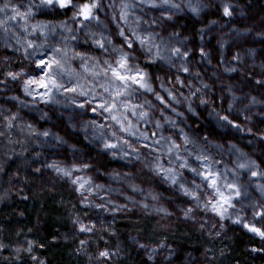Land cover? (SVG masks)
Wrapping results in <instances>:
<instances>
[{"label":"rangeland","instance_id":"374dc122","mask_svg":"<svg viewBox=\"0 0 264 264\" xmlns=\"http://www.w3.org/2000/svg\"><path fill=\"white\" fill-rule=\"evenodd\" d=\"M96 3L91 23L69 29L36 15L48 12L43 6L35 11L28 0H0V8H4L0 24L9 29L8 36L0 34V106L43 122L38 124L39 134L47 142L54 143L52 136L58 135L59 129L43 111L66 122L71 117L86 121L104 132L100 144L105 145L96 155L110 162L107 167L102 168L94 159L83 164L72 162L59 152L41 162L56 177L68 180L75 191L71 226L81 237L79 257L84 264H116L125 258L126 247L138 264H214L218 259L210 244L225 239L232 224L254 223L244 205L250 195L264 207V176L252 178L255 165L244 147L232 143L231 136L220 133V138L215 128L206 127L210 117L205 107L225 112L232 96L218 90L217 82L209 83L212 92L204 91V83L187 76L178 60L181 57L173 58L174 42L168 40L166 29L180 22L202 21L205 36H217V44L230 40L240 48L239 38L249 31L245 32L244 25L243 31H237L235 25L215 22L212 11L223 9L227 0ZM93 26L101 30L99 38L104 42L88 41L86 45L83 36ZM223 26L227 28L224 34ZM183 32V52L188 53L186 48L198 38ZM91 52L99 55L91 58ZM122 56L127 57V65L121 71L137 80V73L143 74L150 91L131 81L125 89L113 78L109 65L118 68ZM223 59L226 65L215 66L212 76L222 86L239 75H231L232 57ZM40 60H58L60 65L42 70L37 66ZM248 69L251 67H244ZM52 78L62 87L54 86ZM42 79L47 89L28 83ZM71 88L76 91L66 90ZM117 90H123L122 95L117 96ZM234 92L238 94L234 106L239 114L235 117H240L246 131L264 138V99L245 87ZM104 104L107 111L100 107ZM141 113L147 115L142 117ZM16 126L29 133L23 125ZM77 126L71 131L83 133L85 127ZM242 164L245 167H240ZM100 173L102 179L97 175ZM230 184L235 187L230 189ZM228 197L231 199L226 203ZM101 233L123 240L126 247L114 250L102 239L101 247L92 248L90 238Z\"/></svg>","mask_w":264,"mask_h":264},{"label":"trees","instance_id":"16d2710c","mask_svg":"<svg viewBox=\"0 0 264 264\" xmlns=\"http://www.w3.org/2000/svg\"><path fill=\"white\" fill-rule=\"evenodd\" d=\"M227 1L230 15L224 14L225 7L221 10L214 9L212 12L215 13V22L218 24L235 25L237 31H243L241 29L244 25L245 32L249 31L245 37L239 38L241 48L236 47L237 44L229 43V39L228 42L226 40L225 43L217 44V36H205L202 21L197 24L180 22V25L168 27L166 33L170 36L168 40L174 42L173 50H182L176 54L173 51L172 55L174 59L181 57L178 60L191 80L204 83L203 90L210 92L213 90L208 86L209 83L217 82L218 90L224 89V92L232 96L225 112L205 107L210 117L206 127L212 131L215 128L214 133L217 136L220 133L226 137L231 136L232 143L244 147L246 153L251 156L255 165L254 172L257 173L255 176L251 174V177L257 178L264 176V138L260 139L246 131L240 117H235L238 114L234 106L236 101L238 102V94L234 89L245 87L264 99V0ZM28 2L35 11L40 10L42 6L47 9L48 12L43 15L36 14L43 20L61 24L69 29L74 26L84 28L96 17L98 9L96 0H70L64 8L58 3L47 5L43 0ZM84 4L96 5L92 8L89 19H84L79 14ZM147 22V18L142 20L141 27L144 28ZM226 29V26L221 27V33H226ZM183 31L198 38L194 40L195 43L191 42V48H186L188 53L183 52ZM7 32L8 25L0 24V34L8 36ZM100 35L101 30L93 26L85 32L82 40L86 45L88 41L95 40L102 44L104 41L99 38ZM108 45L111 46L110 41ZM247 51L249 55H246ZM95 55L99 54L91 52V58ZM227 56L232 57L229 69L234 73L231 75H239L237 79H227L222 86L217 78L212 76L215 74V66L219 63L226 65L223 58ZM227 64L229 66L230 63ZM248 66L251 69L245 71L244 67ZM253 73H257V76H253ZM223 91L219 92L224 93ZM43 113L49 121L58 126V135L52 136L54 143L45 141L42 134H39L41 127L39 128L38 124L43 125V122L37 123L19 112L11 111L9 107L0 106V264H84L83 259L79 257L81 237L71 226L76 210L75 191L68 180L59 179L41 162L47 156L53 155V152H59L72 162L83 164L87 159H94L102 168L107 167L110 162L96 155L105 145L100 144L104 132L86 121L82 123L71 117L66 122L63 118H54L48 112ZM17 124L26 127L29 133H22ZM77 125L85 127L83 133L71 131V128L78 127ZM219 137L222 138L220 135ZM92 138L95 139L92 141ZM114 158L119 160L118 157ZM97 175L102 179L103 173ZM244 205L254 223L232 224L233 230L231 229L225 239L210 244L209 249L218 259L214 264H264V235L251 230L255 228L264 232L263 204L250 195ZM102 239L114 250H118L117 246H125L123 240L110 239L107 233L94 234L89 240V245L92 248L101 247ZM124 250H127L124 252L125 258H120L116 264H138L136 258L129 253L128 247Z\"/></svg>","mask_w":264,"mask_h":264},{"label":"snow or ice","instance_id":"6c2138e0","mask_svg":"<svg viewBox=\"0 0 264 264\" xmlns=\"http://www.w3.org/2000/svg\"><path fill=\"white\" fill-rule=\"evenodd\" d=\"M69 2H70V0H43V3H45L47 5H53V4L58 3L61 8L67 7ZM94 7H96L95 4H92V5L84 4L81 7V9H80V13L79 14L82 15L84 17V19H89L91 17V14H92L91 10ZM5 8H7V5H5ZM0 11H4V8H0ZM15 11L16 10L13 9V12H15ZM193 11H195V9ZM224 14L226 16L231 14L229 12V9H228L227 6H225V8H224ZM121 35H123V33H121ZM141 43H143V40L141 41ZM102 46L103 45H101V47ZM129 47H131L130 44H129ZM173 51H174V54H176V53H179L180 50L179 49H174ZM53 64L59 66L60 65V61L54 60V61H50V62H47L46 63L44 60H40L38 62V64H37V66L38 67H41V69L43 70L45 67L46 68H49V69L52 68L53 67ZM126 65H127V57L126 56H122L121 57L120 61L118 62V68H114L111 65H109V69L112 72L113 78H115L116 80L121 81L124 84L125 89L128 87V81H131L133 84H139V87L145 88L146 90H149L150 91L151 89L148 87L147 81H146L145 76L143 74L137 73V75L140 76V79L137 80L136 79V76H133V75H130V74L129 75H125L121 71L122 69H126ZM13 78H15V77H13ZM48 78H49V74L48 73H45V79H48ZM50 82L54 86H56L58 88L59 87H62V85L56 84V81H55L54 78L50 79ZM28 83H39L40 87H44L46 89L48 87V85L44 82L43 79L40 80V81H29ZM66 90L67 91H72V92H75L76 91L75 88L66 89ZM105 91L107 92V91H109V89L108 88H105ZM122 92H123V90H117L116 95L117 96H120V95H122ZM81 94H83V93H81ZM158 99H159V97H158ZM81 107H83V105H81ZM100 107L105 108L106 111L108 110V107H107L106 104L100 105ZM145 115H147V114L146 113H141V116L142 117L145 116ZM113 119H115V117H113ZM45 135H47V133H45ZM106 147H115V145H106ZM184 166L185 165H183V164L181 165V167H184ZM240 167L243 168V167H245V165L242 164V165H240ZM65 174L67 175L68 173H65ZM252 175L255 176V175H257V173L256 172H253ZM207 178L208 177H205V179H207ZM173 183H176V180H175L174 177H173ZM212 184L213 185L215 184V181L214 180L212 181ZM81 187H83V185H81ZM228 187L231 189V188H234L235 186L230 184V185H228ZM236 195L237 196L239 195V192L238 191L236 192ZM230 199H231L230 197L225 198V202L228 203L230 201ZM246 227H247V225H246ZM81 230L83 231L85 229L82 228ZM251 230L259 233L260 235H264V232H260L259 229L252 228ZM104 255H105V253H101V256H104Z\"/></svg>","mask_w":264,"mask_h":264}]
</instances>
